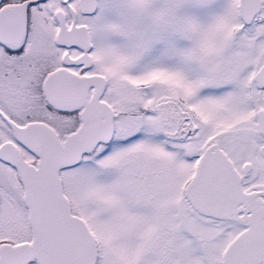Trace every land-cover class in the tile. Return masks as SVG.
I'll use <instances>...</instances> for the list:
<instances>
[{
  "label": "snow or ice",
  "instance_id": "obj_1",
  "mask_svg": "<svg viewBox=\"0 0 264 264\" xmlns=\"http://www.w3.org/2000/svg\"><path fill=\"white\" fill-rule=\"evenodd\" d=\"M0 264H264V0H0Z\"/></svg>",
  "mask_w": 264,
  "mask_h": 264
}]
</instances>
